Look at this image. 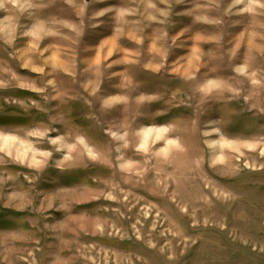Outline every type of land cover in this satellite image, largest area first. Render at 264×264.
<instances>
[{"label": "rangeland", "instance_id": "obj_1", "mask_svg": "<svg viewBox=\"0 0 264 264\" xmlns=\"http://www.w3.org/2000/svg\"><path fill=\"white\" fill-rule=\"evenodd\" d=\"M0 264H264V0H0Z\"/></svg>", "mask_w": 264, "mask_h": 264}, {"label": "crops", "instance_id": "obj_2", "mask_svg": "<svg viewBox=\"0 0 264 264\" xmlns=\"http://www.w3.org/2000/svg\"><path fill=\"white\" fill-rule=\"evenodd\" d=\"M117 8H119V7H117ZM124 10L125 11H127L126 10V8H124V7H122V14H124ZM122 14H120V15H117V17L119 18V16H121V18H122ZM128 19H130V18H132V16L131 15H125ZM152 21L153 22H155V20L154 19H152ZM151 21V23H153ZM152 27L154 26L153 24H150ZM124 31H127V29H123ZM117 39H118V41H117V43L119 42V40L120 39H125L122 35H121V37H118V35H117ZM105 44H108L106 47H110L111 46V44L108 42V43H105ZM120 44V43H119ZM118 44V46H115V44H114V46H115V48L113 47L112 49H115V52L117 51V49H118V51L119 50H121V51H123L124 53H126V52H131V53H135V50H133L132 48H130V47H128V46H126V45H119ZM159 47V46H158ZM152 51H154L153 53H155L156 52V50H152ZM153 59H155V57H153ZM153 59H151V63H153L154 65L156 64V62H154L153 61ZM147 65L148 66H151V65H149L148 63H147ZM152 67V66H151Z\"/></svg>", "mask_w": 264, "mask_h": 264}]
</instances>
